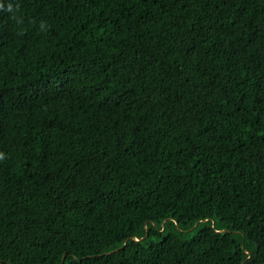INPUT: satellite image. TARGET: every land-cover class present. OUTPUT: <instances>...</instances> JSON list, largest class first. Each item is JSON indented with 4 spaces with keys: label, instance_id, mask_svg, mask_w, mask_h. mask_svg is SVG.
Returning <instances> with one entry per match:
<instances>
[{
    "label": "trees",
    "instance_id": "1",
    "mask_svg": "<svg viewBox=\"0 0 264 264\" xmlns=\"http://www.w3.org/2000/svg\"><path fill=\"white\" fill-rule=\"evenodd\" d=\"M9 2L0 264H264V0Z\"/></svg>",
    "mask_w": 264,
    "mask_h": 264
},
{
    "label": "clouds",
    "instance_id": "2",
    "mask_svg": "<svg viewBox=\"0 0 264 264\" xmlns=\"http://www.w3.org/2000/svg\"><path fill=\"white\" fill-rule=\"evenodd\" d=\"M18 8H19V5H13L10 2L7 3L6 5L4 3H0V11H4L9 14H12L11 18L13 20L17 21V23H23V21L20 20L15 14ZM4 159H5L4 153L0 152V160H4Z\"/></svg>",
    "mask_w": 264,
    "mask_h": 264
},
{
    "label": "water",
    "instance_id": "3",
    "mask_svg": "<svg viewBox=\"0 0 264 264\" xmlns=\"http://www.w3.org/2000/svg\"><path fill=\"white\" fill-rule=\"evenodd\" d=\"M175 223H176V221H175ZM146 232H147V229L145 228V234H146ZM136 238H138V237H136ZM115 249H117V248H114L112 250H115ZM61 260H62V258H61Z\"/></svg>",
    "mask_w": 264,
    "mask_h": 264
}]
</instances>
